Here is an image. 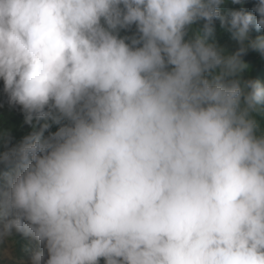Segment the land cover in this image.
<instances>
[{
	"label": "clouds",
	"instance_id": "clouds-1",
	"mask_svg": "<svg viewBox=\"0 0 264 264\" xmlns=\"http://www.w3.org/2000/svg\"><path fill=\"white\" fill-rule=\"evenodd\" d=\"M225 3L0 0V80L34 129L0 153V237L43 245L33 264H264V82L241 79L264 0Z\"/></svg>",
	"mask_w": 264,
	"mask_h": 264
},
{
	"label": "trees",
	"instance_id": "trees-1",
	"mask_svg": "<svg viewBox=\"0 0 264 264\" xmlns=\"http://www.w3.org/2000/svg\"><path fill=\"white\" fill-rule=\"evenodd\" d=\"M257 0H243V8L246 11H252ZM241 7L239 4H232L231 0H226L225 5L222 8L223 12L227 10H238ZM255 15V13H253ZM214 40L219 46L227 49L230 53L235 52L239 45L233 34L224 31L220 28L219 21H214ZM135 31L134 26L127 30L121 31V35H132ZM264 35V29L259 31L254 28L250 31V37L255 39L258 36ZM242 60L248 65V68L241 72V79H256L264 82V57L258 52L249 49L243 56ZM55 125H53L49 131H56ZM34 131V129L24 122V114L21 111L20 106L10 105L7 95L3 91V82L0 80V153L6 151L18 145L24 136ZM7 133V135H4ZM48 133L46 132L45 135ZM10 171L9 168H5L0 165V187H3L5 182V175ZM11 238L13 240L14 250L18 257L23 258L27 254L29 236L23 233H17L13 231ZM0 264H6L3 260H0ZM100 264H103L101 260Z\"/></svg>",
	"mask_w": 264,
	"mask_h": 264
},
{
	"label": "rangeland",
	"instance_id": "rangeland-1",
	"mask_svg": "<svg viewBox=\"0 0 264 264\" xmlns=\"http://www.w3.org/2000/svg\"><path fill=\"white\" fill-rule=\"evenodd\" d=\"M3 223V218H0V229H2ZM40 250H43V245L29 237L27 254L20 258L14 250L11 236L7 238L0 237V260H3L6 264H33V255Z\"/></svg>",
	"mask_w": 264,
	"mask_h": 264
}]
</instances>
